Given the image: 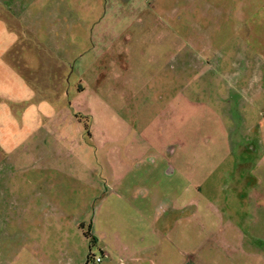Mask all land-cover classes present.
<instances>
[{"label": "rangeland", "instance_id": "obj_1", "mask_svg": "<svg viewBox=\"0 0 264 264\" xmlns=\"http://www.w3.org/2000/svg\"><path fill=\"white\" fill-rule=\"evenodd\" d=\"M258 40L264 0H0V264L101 254L102 199L116 192L108 172L177 91L205 112L187 113L172 148L226 158L206 162L201 197L188 196L203 216L168 209V264H245L236 231L264 264V204L249 192L264 180V77L239 97L242 82L226 75L238 53L249 62L236 67L253 70L247 42ZM182 42L185 65L168 60ZM20 88L27 95L6 94ZM177 196L168 199L183 204Z\"/></svg>", "mask_w": 264, "mask_h": 264}, {"label": "crops", "instance_id": "obj_2", "mask_svg": "<svg viewBox=\"0 0 264 264\" xmlns=\"http://www.w3.org/2000/svg\"><path fill=\"white\" fill-rule=\"evenodd\" d=\"M247 44L255 54L253 56L255 60L253 70L248 74L245 73L246 69L236 67L237 63L242 61L246 65L249 62V59H242V56L237 58V55H240L238 53L230 61V71L232 73L226 74L229 77L232 76L236 82H242L240 86L237 83L234 86V92L239 97L244 95L247 88H252L264 77L258 66L264 64L263 50H260L264 49V41L258 40L253 43L248 41ZM183 46H185L183 42L181 46L176 44L173 49L174 52L168 54V60L171 57H178L183 65L187 64L189 57L184 56ZM166 49H168V44ZM240 59L242 61H239ZM166 60L167 56L160 63L167 62ZM237 75L239 76L237 77ZM5 90L6 94L13 96L12 100L18 99L17 96L21 93L27 95V90L22 88ZM164 94H166V86ZM20 97L22 99L26 98L24 96ZM185 104L184 94L181 91L175 92L171 95L168 104L159 109L152 120L142 126L141 131L135 132L133 138L128 141L125 138H118L117 141L127 142L124 146L123 155L117 159L119 162L118 168L108 172L111 184L113 183L116 186L111 188L115 189L116 192L110 191L102 199V203L109 201V205L107 203V207L104 208L101 214L100 241H102V249L101 254L93 255L100 256L101 261L98 263H94L93 260L87 261L86 256L84 264H119V260L114 261V256L125 258L129 264H168V232L170 233L174 229L173 226L168 227V209L180 208L190 210L193 216L197 213L203 216V207L199 200L189 199L188 196L190 193H194V195L201 197V185L210 173V171L207 174L205 172L206 162H212L209 164L216 166V164L220 165L226 157L217 156L213 151L189 153L186 150L187 148L185 149V142L179 144L181 148L178 153H176V149L172 148L173 143L177 142L171 140L170 135L173 137L181 136L182 120L187 113H197L198 111V114L202 116L205 112L204 108H199V110L185 108ZM162 117L164 121H162ZM157 128L168 130V136H158ZM230 129L232 131L233 127H230ZM177 130L178 132L175 134ZM19 137L20 139L23 138V136ZM148 150H154L155 152L150 157L144 158V153ZM193 160L197 162L196 167L190 163ZM168 191L177 193L179 197L177 196L176 199L182 198L183 204L175 205L176 201L173 198H171L173 201L169 200L168 195L170 193ZM249 192L255 200L254 206L256 208L257 206L263 207L264 180L261 179L257 185L251 186ZM110 197H114L117 203H112L109 200ZM94 230L97 232V229L94 228ZM237 235L238 240L236 237L234 239L239 242V251L243 254L245 264H252L254 258L262 259L261 251L247 249L246 247L242 248L241 239L248 236L252 238L251 235L247 234L246 236L244 234L245 236H243L240 231H236ZM96 237V234L90 235V238L94 241ZM96 239L99 240V238ZM228 255L231 256V254ZM125 264L127 263L125 262Z\"/></svg>", "mask_w": 264, "mask_h": 264}, {"label": "built area", "instance_id": "obj_3", "mask_svg": "<svg viewBox=\"0 0 264 264\" xmlns=\"http://www.w3.org/2000/svg\"><path fill=\"white\" fill-rule=\"evenodd\" d=\"M93 260L94 263H98L101 261V257L100 256H93V258H91Z\"/></svg>", "mask_w": 264, "mask_h": 264}, {"label": "trees", "instance_id": "obj_4", "mask_svg": "<svg viewBox=\"0 0 264 264\" xmlns=\"http://www.w3.org/2000/svg\"><path fill=\"white\" fill-rule=\"evenodd\" d=\"M90 256H91V254H90V253H88V255H87V261H89V260H90Z\"/></svg>", "mask_w": 264, "mask_h": 264}]
</instances>
